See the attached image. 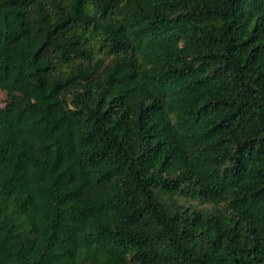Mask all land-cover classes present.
<instances>
[{"label": "trees", "instance_id": "obj_1", "mask_svg": "<svg viewBox=\"0 0 264 264\" xmlns=\"http://www.w3.org/2000/svg\"><path fill=\"white\" fill-rule=\"evenodd\" d=\"M0 264H264V0H0Z\"/></svg>", "mask_w": 264, "mask_h": 264}, {"label": "rangeland", "instance_id": "obj_2", "mask_svg": "<svg viewBox=\"0 0 264 264\" xmlns=\"http://www.w3.org/2000/svg\"><path fill=\"white\" fill-rule=\"evenodd\" d=\"M4 99H5L4 93H0V106L4 105Z\"/></svg>", "mask_w": 264, "mask_h": 264}]
</instances>
